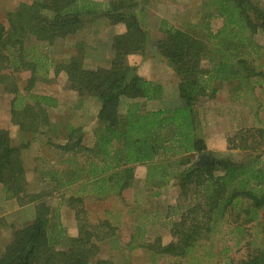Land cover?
<instances>
[{
    "label": "trees",
    "instance_id": "obj_1",
    "mask_svg": "<svg viewBox=\"0 0 264 264\" xmlns=\"http://www.w3.org/2000/svg\"><path fill=\"white\" fill-rule=\"evenodd\" d=\"M138 8L136 0H32L0 20V83L14 95L10 122L26 137L16 147L9 132L0 129V184L8 200L35 205V219L14 229L0 264H91L98 242L110 238L112 247L119 245L112 211L97 224L86 222L84 198L112 197L115 206L122 205L139 165L147 167L145 184L151 189L176 182L178 219L170 229V242L160 236L149 241L137 227L126 247L142 248L154 261L171 258L175 264H264V126L239 129L227 140L229 150L246 153L239 162L213 158L198 167L193 161L196 154L207 152L198 134L200 99L215 96L216 84L222 82L233 86L234 95L253 94L256 88L264 94V40L256 39L258 34L264 38V5L257 0H207L202 32L162 22L163 37L154 48L178 75L182 100L170 113L146 110L148 102L163 97V88L127 63L128 56L144 54L149 43ZM98 15L124 27L112 40L110 66L87 68L83 45L76 46L68 62L55 61L52 56L62 54L68 39ZM213 19L223 21L218 32L210 27ZM52 67L55 77L67 75L69 89L100 102L93 147L83 144L81 129L71 131L65 145L47 138L52 129L47 109L57 100L32 91ZM22 73H29L23 90L15 83L8 86L6 79ZM123 99L128 104L121 113ZM38 136L46 137L44 146L62 154L63 169L51 177L55 188L30 192L22 152ZM59 189L71 190L75 237L66 236L59 222L52 223L48 200ZM234 251H242V257L237 259Z\"/></svg>",
    "mask_w": 264,
    "mask_h": 264
},
{
    "label": "rangeland",
    "instance_id": "obj_2",
    "mask_svg": "<svg viewBox=\"0 0 264 264\" xmlns=\"http://www.w3.org/2000/svg\"><path fill=\"white\" fill-rule=\"evenodd\" d=\"M7 1L11 0H0V20L2 22L5 21V16L8 12L7 7L13 6V2L6 4L9 3ZM136 1L139 7L140 19L142 18V26L149 34V43L144 54L128 56L127 63L129 66L135 67L136 73L141 77L165 86L166 101L162 102L160 99V102L146 104V110H160L163 108L166 112H170L177 103H181L182 105L177 86V79L179 80V77L169 63L157 54L154 43L163 37V21L179 28L189 29L194 26L193 30L197 29V32H202L199 25L202 13L204 12V4L207 0ZM257 1L264 5V0ZM14 3L16 5L18 1L16 0ZM219 20L213 19L210 21V27L214 32L218 31L222 26ZM123 32L124 27L122 25L114 26L107 18L101 15H98L94 20L89 19V21H86L82 30L79 32L80 36L75 38L83 42L82 44L85 49L84 65L87 68H108L114 57L112 40L115 35ZM73 38L74 36L70 38V42H67L68 48L73 42L75 43V41L72 42ZM256 39L259 43H262L264 40L262 34H258ZM75 46L69 48L70 50L68 52L66 51L60 55L53 56L51 54V56L54 57L55 61H68L72 54L76 52ZM47 76V79H40L36 83L32 93L37 95H50L57 100V106L55 108H48V116L51 122L59 124L63 121H71L74 123L78 121V125L93 129L96 125L98 127L100 126L99 121L96 119V115L100 109V102L95 100L94 97L80 96L77 92L69 89L68 80L61 77V74L55 77L53 67L51 68V73ZM28 77L29 73H22L18 75L17 79H6V82L10 87L15 83L20 90H23ZM233 89L231 84L222 83L218 90L219 93H216L212 97L200 99L198 102L197 109L200 120L198 134L207 144V152L200 155L196 154L193 157V161H195L198 167L203 166L207 162H211L213 158H230L236 162L243 160L246 153L229 150L227 140L239 129L252 126H264V94L261 92V89L256 88L253 94L246 92L240 95H234L231 92ZM13 97V94L5 90V85L0 83V129L7 130L12 139V143L18 147L26 141V137H23L19 132V128L10 122L11 116L7 110V100L11 101ZM127 104L128 101L123 99L120 106L121 113L125 112ZM256 112L258 117H255ZM46 135L50 141L54 142H57L56 139L59 138V136H55L50 131ZM45 140L46 137L38 136V139L32 143L31 147L22 152L27 169L26 177L28 188L31 192H39L44 190V187L47 188L43 184L38 172L40 169H45L47 165L45 167L39 165V158L58 160L63 157L53 147L44 146L43 141L45 142ZM203 156H208L209 160H205ZM135 171L134 187L131 190L129 198L122 205L115 206L116 199L112 197L102 199L88 197L85 199L86 222L97 224L106 217V212L111 210L110 221L115 225H119V229L116 232V239L120 244L112 247L110 238L98 242L99 250L91 264H97L100 260L107 261L109 264H175L177 262L168 257L154 261L149 253L142 248L131 250L126 247V244L137 227H141L143 236L149 241H152L156 236H160L164 243L170 242L172 240L170 229L178 219L176 212L178 210L177 199L180 190L176 182L171 181L162 190L151 189L145 184L143 170L135 169ZM67 198L68 196L64 194L63 196H54L48 201L53 207H60L58 218L54 217L53 222H60L63 227L62 221L65 219L64 224L66 227H64V230L66 236L75 237L78 234L77 223L76 226H72L73 222L71 220L73 217L65 216L66 211L64 210V212H61V206L67 203ZM58 202H62V204L58 205ZM19 227H22V225ZM2 231L3 233L0 234V255L5 246L11 241L14 232V230L10 229L6 235L5 229ZM215 238H218V236ZM217 245L218 242L216 241L215 246ZM58 247L62 248L61 246ZM213 250L216 252L218 247H215ZM242 254V251H236L233 256L239 259L242 257ZM222 264H225L224 261Z\"/></svg>",
    "mask_w": 264,
    "mask_h": 264
},
{
    "label": "crops",
    "instance_id": "obj_3",
    "mask_svg": "<svg viewBox=\"0 0 264 264\" xmlns=\"http://www.w3.org/2000/svg\"><path fill=\"white\" fill-rule=\"evenodd\" d=\"M17 1H18V3L16 5H14L15 4L14 2H16V0L7 1L9 3H6V4H10V3L13 2V6L12 7H7V11H13V10H15V8L20 3H23V2L30 3L32 0H17ZM96 1H103V0H96ZM5 9H6V7H5ZM145 15H146V13H145ZM219 21H221L222 26L220 27V29L218 31H220L222 29V27H223V21L221 19ZM177 28H179V27H177ZM218 31H216V32H218ZM79 32L80 31H78L75 35H73L74 38H73L72 42L75 41V43L73 42L72 45H69V48H72V46H74V45H76V46L77 45H83L82 44L83 42H80V41H78V39H75L76 37H79L80 36ZM70 40L71 39H68V42H70ZM76 46H75V48H76ZM69 48H68V45H67L65 47L64 52H66V51L68 52L70 50ZM83 48H84V45H83ZM74 54H75V52L72 54V56ZM53 59H54V57H53ZM70 59H68V61ZM68 61L66 60L65 62H68ZM53 71H54V69H53ZM50 73H51V70H50L49 74ZM60 74H61V77L67 79V75L64 72H62ZM177 81H178L177 82V86H178L179 85V80L177 79ZM222 83H227V82H222ZM222 83H217L216 84V87L218 88V90L220 89V85ZM162 88H163V97L161 98V101L162 102H165L166 101V98H165L166 97L165 86L162 85ZM178 91H179V89H178ZM217 93H219V92L217 91ZM48 96H50V95H48ZM218 97H219V95H218ZM95 100H97V99H95ZM7 101H8L7 102V106H8L7 107V110L10 113V110H11V101L12 100L11 101L10 100H7ZM152 102H160V100L150 101L147 104H150ZM180 105H181V103H177V105H175L173 109H175L176 107H179ZM100 107H101V104H100ZM49 108H51V107H49ZM161 110L165 111L163 108ZM172 110H170V112ZM99 111H100V109H99ZM99 111H98V113H99ZM170 112H166V113H170ZM97 115H96V119H97ZM97 121H98V119H97ZM77 123H78V121L76 123L71 122V121H67V122H64L63 121V122H60L59 124H56L55 122H51L52 129H51L50 132H53L55 134V136H59V138L56 139L57 142L51 141V143H53V144H59V145H65L68 142V136L71 133V131H74L76 129H81V136L83 137L82 138L83 144L86 145V146H88V147H93L95 145V141H96L95 131H96V128L98 126L96 125V127H94V129H93V128H88L86 126L85 127L84 126L82 127L81 125H78ZM14 146H16V145H14ZM39 159H40V164L39 165H42V167H45L47 165L45 169H40L38 171L39 174H40V177H41V179L43 181V184H45V186H47V188L48 187L55 188L57 186V184L55 182L51 181V177L52 176H56V175H54L55 172L58 173V172H61L62 171V169H63V167L61 166L62 157L59 158L58 160H47L45 158H39ZM24 164H25V162H24ZM25 168H26V166H25ZM136 169H142L143 170V174L146 177L147 167L145 169V165H139V166L136 167ZM26 173H27V169H26ZM135 177H136V171H135ZM44 188L46 189V187H44ZM64 194L67 195L68 198H67V203L66 204H63L61 206V212L64 210V211H66L65 216L68 215L69 217L71 216V218L73 217V219L71 220V222H73L72 226H76V223L77 222H76L75 212L73 213V210L70 208L69 202H68L69 197H70V194H71V190L59 189V190L55 191V194L52 197L58 196V195L63 196ZM86 198H88V197H85L84 198V202H85V199ZM93 198L96 199L95 197H92V199ZM60 204H62V202H60V203L58 202V205H60ZM51 208H52L51 219H52V223H53L54 217L55 218H58V212H59L60 207L59 206L53 207L51 205ZM34 219H35V205L34 204L20 205L18 203V201H16L15 199L8 200L6 198L5 193L3 192V187L0 184V234H2L3 233L2 230L5 229V234L7 235L8 232L10 231V229L11 230H14V228H20L19 226H21V225L23 226L26 223L32 222ZM64 220L62 221L63 228L66 227L65 224H64ZM11 233H12V231H11ZM3 242H4V240H3Z\"/></svg>",
    "mask_w": 264,
    "mask_h": 264
},
{
    "label": "water",
    "instance_id": "obj_4",
    "mask_svg": "<svg viewBox=\"0 0 264 264\" xmlns=\"http://www.w3.org/2000/svg\"><path fill=\"white\" fill-rule=\"evenodd\" d=\"M203 158H204L205 160H209L208 156H203Z\"/></svg>",
    "mask_w": 264,
    "mask_h": 264
}]
</instances>
